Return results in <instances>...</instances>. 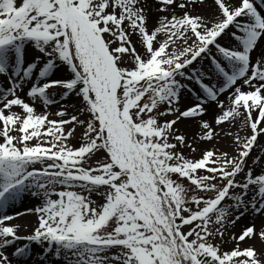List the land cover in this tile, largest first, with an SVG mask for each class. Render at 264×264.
Instances as JSON below:
<instances>
[{"label":"snow or ice","instance_id":"6c2138e0","mask_svg":"<svg viewBox=\"0 0 264 264\" xmlns=\"http://www.w3.org/2000/svg\"><path fill=\"white\" fill-rule=\"evenodd\" d=\"M250 218L264 0H0V264H264Z\"/></svg>","mask_w":264,"mask_h":264},{"label":"rangeland","instance_id":"374dc122","mask_svg":"<svg viewBox=\"0 0 264 264\" xmlns=\"http://www.w3.org/2000/svg\"><path fill=\"white\" fill-rule=\"evenodd\" d=\"M208 2L211 3V0H208ZM153 12H155V9H153ZM149 27H151V24L149 25ZM133 39H135V37H133ZM220 99L221 100L225 99V96H221ZM57 110H58V108L55 105L49 106L48 108H45L43 105H38L36 107V111L38 113L48 111L51 114ZM50 118L56 119V117L54 115H50ZM202 119L203 120H211V114L203 116ZM197 131L198 132H192L191 135L186 137L188 143L192 144L194 147L197 148V151L195 153L191 152L190 149H187V148L184 149L183 154L185 155L186 158H189V159L199 158L200 150H203V149L214 150L217 155H219L220 152L225 151V150L231 151V146L229 143V137L226 136V133L231 132V133H233V135L239 133L241 136H244L246 134L245 131L242 129V125H240L238 123H233V124L229 125L227 122H225L221 126H217L213 123V125H212L213 139L211 141H207V140L201 141L199 139V137H200V135H202V133L200 132L199 129ZM77 135L79 136L80 133L77 132ZM73 144H75V141H73ZM254 155H255V153H254ZM200 171L203 172V170H200ZM59 190H63V189L60 188L59 186H57L56 191H59ZM53 198H57V197L54 196ZM28 206H33V205L29 204ZM9 211L12 214H14L16 211L23 212L24 211V205H21L20 207H16L15 209H9ZM29 215L32 216V214H29ZM25 218H26V216H20L14 220H16L19 224H25ZM33 219H36V218H33ZM248 223H253L257 230L264 228V218H257L255 220H252L250 218ZM28 230L30 231V227H28ZM21 234H26V232L21 233ZM257 243L258 244H255V247L258 251L261 250L262 248H264V245H262L259 242H257Z\"/></svg>","mask_w":264,"mask_h":264},{"label":"bare ground","instance_id":"6f19581e","mask_svg":"<svg viewBox=\"0 0 264 264\" xmlns=\"http://www.w3.org/2000/svg\"><path fill=\"white\" fill-rule=\"evenodd\" d=\"M221 98V97H220ZM185 126H181V128L183 129ZM187 136H189V135H191L192 134V132H198L197 130L199 129L198 127H197V125H196V123L195 122H192V123H190V124H188L187 126ZM21 205L20 204H18L16 207H20ZM10 212V211H9ZM33 218H35L33 215L31 216V215H28V216H26V218H25V224L28 226V227H30L31 228V225L35 222V219H33ZM11 223H13V224H19L16 220H13ZM22 233H25V232H22ZM26 234H27V232H26ZM22 235H24V234H22ZM255 244H258L257 242H255Z\"/></svg>","mask_w":264,"mask_h":264}]
</instances>
